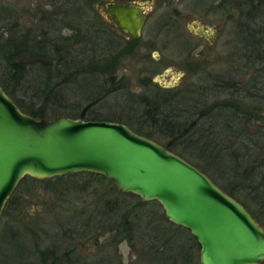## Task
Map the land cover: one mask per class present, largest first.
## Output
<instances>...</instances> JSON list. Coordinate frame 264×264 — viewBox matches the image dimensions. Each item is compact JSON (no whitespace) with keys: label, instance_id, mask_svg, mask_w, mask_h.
Here are the masks:
<instances>
[{"label":"rangeland","instance_id":"374dc122","mask_svg":"<svg viewBox=\"0 0 264 264\" xmlns=\"http://www.w3.org/2000/svg\"><path fill=\"white\" fill-rule=\"evenodd\" d=\"M78 2L73 6L77 13L59 9L58 35L49 36L50 24L41 23L45 14L40 11L51 8H43L38 0H0L2 33L8 35L9 28L18 24L37 33L47 30V39L72 37L81 43L75 53L85 48L101 56L123 51L113 80L118 88L105 96L109 77L91 76L86 94L66 93L69 110L65 111H81L100 96L102 101L94 108L99 119L124 123L146 137L153 130L147 117L148 104L158 102L160 96L177 98L172 108H164L170 116L184 115L194 108L191 103L196 99L206 106L228 101L234 104L235 112H245L254 121L248 125L242 120L239 128L249 149L234 147L225 155L242 173L252 167L264 172V145L255 149V143L250 142L251 136L255 142L264 136V0H158L154 6L152 0ZM110 2H135L148 8L147 22L135 42L106 17L105 6ZM199 25L205 31L218 29L212 44L193 34ZM22 58L29 63L25 82L34 86L43 73L30 54ZM32 95L33 91L27 92L25 101L31 103ZM83 97L91 100L82 103ZM217 116L223 122L233 118L232 113L216 112ZM157 138L152 140L162 146L169 141L168 137ZM185 148L178 150L184 160L192 165L203 163ZM211 175L224 187L218 174ZM232 180L238 181L234 176ZM241 192L239 199L246 201L248 191ZM7 203L0 218V264H16L25 247L33 253L51 250L63 264H201L198 242L190 241V231L167 219L160 203L123 194L98 177L78 174L43 182L22 180ZM15 230L20 237L15 236ZM161 239L172 240L165 254ZM178 245H182L180 252H176ZM190 246L193 258L186 260ZM30 261L28 255L21 262Z\"/></svg>","mask_w":264,"mask_h":264},{"label":"water","instance_id":"95a60500","mask_svg":"<svg viewBox=\"0 0 264 264\" xmlns=\"http://www.w3.org/2000/svg\"><path fill=\"white\" fill-rule=\"evenodd\" d=\"M147 9L108 6L115 25L132 39L141 36ZM81 172L160 203L167 219L197 240L201 264L264 263V228L189 162L121 123L32 117L0 86V218L25 177Z\"/></svg>","mask_w":264,"mask_h":264},{"label":"trees","instance_id":"16d2710c","mask_svg":"<svg viewBox=\"0 0 264 264\" xmlns=\"http://www.w3.org/2000/svg\"><path fill=\"white\" fill-rule=\"evenodd\" d=\"M74 5L76 7V4ZM75 7L70 5L67 9L72 11V13H77ZM47 37L46 34L39 37L30 34L24 35L20 32H15L9 37H6L4 33L0 32V86L5 93L13 99L23 113L37 119L55 120L59 118H71L111 122L109 119H99V115L94 109L102 101L103 97L100 96L93 98V101L89 102L81 111H65L69 110V106L66 105L68 102L67 92L74 91L81 92L83 95L86 94V89L90 86V80L87 78L97 75L109 77V79L105 81V84L109 86V90H107L105 96L107 93L115 91L118 87L115 88L113 80L119 70L122 57L124 56L123 51L114 50L112 54L101 56L95 51L85 48L81 53H75V48L81 45V43L72 37H59V39H47ZM84 45L86 46L88 44ZM25 54H30L32 59L37 60L36 63L39 66L37 69L41 70L43 73L39 82H36V84L31 87L25 82L29 74V63L24 62L22 58ZM85 83H87V85H85ZM112 86L114 87L112 88ZM30 90L33 91V95L30 98L32 102L28 103L25 101V98L27 92ZM162 92L166 93L167 91L163 90ZM160 98L161 100L158 102L154 101L148 104L150 110L147 117L153 130L151 129L152 135H147L146 138L152 140V138L156 139L159 137L157 140L161 141V138L168 137L169 141L164 147L182 158L185 156L179 153V148L186 147L185 149H191L200 157V160L203 161V163L193 164V166L207 175L220 189L243 205L252 217L264 228L263 170L260 169V167H252L251 169L247 168L244 170V173H242L240 171L241 168L237 167L228 155H225L227 149H233L234 147H237V149H249L247 147L248 142L245 141L244 134L243 132L240 133L239 128L241 127L242 120L247 121L249 125L254 119L248 117L245 112H235V108L233 107L234 104L228 101L206 106V103L200 99H196L191 103L194 107L192 108L193 110H187L188 112L184 113V115L177 113L178 115L170 116L164 108L167 106L172 108V103L176 101L177 98L174 96L168 98L166 95L160 96ZM85 100L90 101L91 99L90 97H83L82 103ZM200 106H202L201 109ZM161 107L163 108L162 112ZM216 112L220 115L223 113H232L233 118H227L226 121L223 122L222 119H218V116L215 117ZM187 114H189V117H187ZM182 116H185V118ZM137 134L139 133L137 132ZM254 137L255 136L250 137V142L255 143V145H253L255 149L260 148V145H264V136L257 139V142L252 141ZM212 173L218 174L225 183L224 187L219 186V180L213 177L211 175ZM78 174H88L98 177L115 186L102 175L95 173H69L65 176ZM65 176L55 178L61 179ZM232 176L238 180L236 183L233 182ZM52 179H47V181ZM23 180L34 182L45 181L31 177H25ZM241 190L248 191V195L245 196L246 201H241L239 199L242 194ZM123 194L139 197L132 193ZM20 235L21 234L17 233L15 230V236L20 237ZM169 240H162V247H166L164 248V254L169 252V248H171L170 245L172 240ZM191 240H193V242L195 241L197 244V240L192 236H190V241ZM181 246L178 245L176 247V252H178L180 248L182 249ZM25 248V252L19 255L15 260L16 264H63L62 259L57 257L51 250L33 253L34 251H32V249ZM188 249L189 255L186 256V258L184 257L186 260L187 257H191V246ZM28 255L31 261L22 263L21 261ZM66 255L68 256V254ZM191 258H193V255ZM158 259L161 258H156V260Z\"/></svg>","mask_w":264,"mask_h":264},{"label":"flooded vegetation","instance_id":"af4514ba","mask_svg":"<svg viewBox=\"0 0 264 264\" xmlns=\"http://www.w3.org/2000/svg\"><path fill=\"white\" fill-rule=\"evenodd\" d=\"M38 1H39V5H41L43 8L44 7L51 8V10H49L48 12L40 11V12H42V14H45V15L41 16V19H40L41 23L46 21L47 23L50 24V26H49L50 27V30L49 31L51 32V34L49 36L57 33V31H55V28H56L55 26L58 23V21L60 20L59 17H58L59 16V9L61 10L62 8H65L66 11H67V8L70 5L71 6H74V4H78L79 3L78 0H38ZM156 1H158V0H152V6L155 5V2ZM111 4H127V5H136V6H139L140 3H135V2H110V3L106 4V6H105V11H106L105 14H106V17H108L109 19H111V21L114 24L115 28L121 34L125 35L128 39L133 40V41H136L137 39L130 38L126 33H124L123 31H121L115 25V23L113 21V18L111 17V15L109 14V11H108V6L111 5ZM41 6H38L37 8H39V7L41 8ZM144 14L146 15V22H147V19H148L147 12H145ZM146 22H145V24H146ZM145 24H144V26H145ZM144 26H143V28H144ZM199 27H200L199 30L192 31L193 34L196 35V36H198L199 38L208 40L209 43L212 44L214 42V39L217 38V36L219 34L218 29L217 28H213V29H207L205 31V29L203 27H201L200 25H199ZM8 31H9V34L8 35L5 32H3L6 37H9L11 34H14L15 32H20V33H23L24 35L25 34H30L32 36L42 37L47 32V30L44 31L43 28L41 30H39L38 33L36 31H34V30L21 29L20 28V25H18V24H14L13 26H11V28H9ZM214 32H216V35H215Z\"/></svg>","mask_w":264,"mask_h":264}]
</instances>
